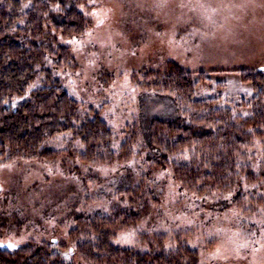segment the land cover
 I'll use <instances>...</instances> for the list:
<instances>
[{
  "label": "rangeland",
  "instance_id": "rangeland-1",
  "mask_svg": "<svg viewBox=\"0 0 264 264\" xmlns=\"http://www.w3.org/2000/svg\"><path fill=\"white\" fill-rule=\"evenodd\" d=\"M80 8L93 24L81 36L61 39L73 61L56 74L82 109H100L113 127L115 150L134 132L145 142L152 119L178 114L173 97L134 82L168 62L196 72L194 98L252 114L250 104H241L255 91L240 69H264V0H84ZM62 135L46 144L74 145L76 152L53 162L13 158L0 164V244L53 238L70 246L78 215H113L125 206L119 204L121 191L143 182L150 207L117 233L116 244L144 251L185 245L199 250L200 264H264V178L239 184L228 195L215 189L201 198L156 166L144 147L128 160L87 164L80 157L82 142ZM141 143L138 137L136 150ZM253 149L259 173L264 155L260 145ZM125 192L128 208L141 206V199ZM62 254L81 264L78 254Z\"/></svg>",
  "mask_w": 264,
  "mask_h": 264
},
{
  "label": "trees",
  "instance_id": "trees-1",
  "mask_svg": "<svg viewBox=\"0 0 264 264\" xmlns=\"http://www.w3.org/2000/svg\"><path fill=\"white\" fill-rule=\"evenodd\" d=\"M83 1L0 0V164L13 158L53 162L76 152L74 145L70 151L71 147L46 144L64 134L70 141L82 142L80 157L87 164L128 160L144 147L156 166L170 170L181 188L201 198L215 189L228 195L239 184L264 178V163L256 172L255 149L249 152L260 145L264 155L263 68L240 69L242 80L251 82L255 91L250 101L242 99L241 105L253 107L249 116L234 114L230 107H216L213 98H194L199 83L194 80L196 72L178 63L146 71L141 79L135 76L137 87L173 97L178 114L173 119H152L145 142L134 132L121 150H115L113 127L100 109H82L56 74L73 61L69 45L61 39L81 36L93 24L80 8ZM203 73L201 78L208 79ZM138 137L142 143L136 150ZM257 139H261L259 144ZM143 187L142 182L121 191L124 203L119 204L125 206L116 208L113 215H78L71 229L75 242L70 246L53 238L14 248L0 244V264H73L64 258L63 249L78 254L81 264H200L199 250L189 246H151L144 251L114 242L119 231L135 225L150 207ZM125 191L133 201L141 199V206L136 208L135 202L128 208Z\"/></svg>",
  "mask_w": 264,
  "mask_h": 264
},
{
  "label": "snow or ice",
  "instance_id": "snow-or-ice-1",
  "mask_svg": "<svg viewBox=\"0 0 264 264\" xmlns=\"http://www.w3.org/2000/svg\"><path fill=\"white\" fill-rule=\"evenodd\" d=\"M0 246H3V245H0ZM6 246H8V247H15V245H13L11 243L7 244Z\"/></svg>",
  "mask_w": 264,
  "mask_h": 264
}]
</instances>
